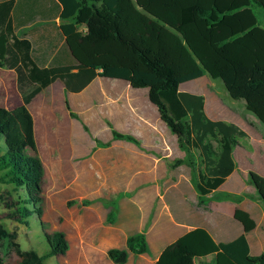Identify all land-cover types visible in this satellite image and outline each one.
Masks as SVG:
<instances>
[{
  "label": "trees",
  "instance_id": "obj_1",
  "mask_svg": "<svg viewBox=\"0 0 264 264\" xmlns=\"http://www.w3.org/2000/svg\"><path fill=\"white\" fill-rule=\"evenodd\" d=\"M257 9L263 11L264 18V0H0V67L16 73L22 97V104L14 109L0 107L1 180L17 191H26L25 199L8 205L14 209L10 218L29 224L31 204H38L43 192V165L30 108L33 101L57 82L78 94L93 84L100 69L112 77L125 69L134 70L123 61L125 55L149 71L146 80L137 72L131 75V87L148 88L151 102L180 146L189 154H198L197 205L208 210V196L236 171L234 153L248 133L235 123L209 118L205 96L183 91L180 86L206 73L221 80L232 99L245 101L246 109L264 125V27ZM58 17L62 40L75 37L78 41L79 29L86 25L87 42L122 46V56L106 54L115 60L109 68L101 55L91 59L79 44V60L42 67L34 57V42L17 31L38 18ZM62 49L69 51L68 44ZM112 133L114 140L142 146L134 135L116 129ZM209 137L219 142V152L214 151ZM251 181L264 201V177L252 174ZM91 203L82 201L84 206ZM110 208L107 222L115 224L119 202L112 201ZM234 219L243 229L236 238L218 241L207 228L195 227L166 246L154 264H197L198 259L209 256L214 259L201 264H264V253L252 255L248 240L257 221L242 208L235 209ZM47 240V255L25 250L17 231L0 222V264H45L47 258L69 249L63 234L47 236ZM149 252L146 234L137 233L127 239L125 248H112L107 255L114 264H127L131 253Z\"/></svg>",
  "mask_w": 264,
  "mask_h": 264
},
{
  "label": "rangeland",
  "instance_id": "obj_2",
  "mask_svg": "<svg viewBox=\"0 0 264 264\" xmlns=\"http://www.w3.org/2000/svg\"><path fill=\"white\" fill-rule=\"evenodd\" d=\"M256 11L264 27L263 11ZM29 33L22 31L19 34ZM86 34L87 26L82 25L78 41L83 51L91 59L101 55L104 63L111 68L114 59L105 57L106 54L114 58L119 54L122 56L123 47L110 43L91 44L86 41ZM122 58L134 70L125 69L117 77H112L104 75L103 69H100V78L90 87L131 86L128 79L135 72L145 80L149 78V71L142 64L134 63L127 55ZM63 88L61 83L57 84L41 93L31 106L39 158L43 165V192L40 202L35 206L31 204L33 214L28 218L29 224L11 219L14 209L8 206L25 199L26 191H17L12 184L3 182V174L0 173V222L10 231H17L23 249H34L40 255H47L50 251L47 236L59 233L65 236L69 249L63 255L47 258L45 264H114L108 258V251L125 248L130 236L145 233L150 252L143 255L131 253L127 264H154L161 251L174 240L164 239L163 232H156L159 214L165 204L175 221L185 225V229L206 227L217 240L233 239L242 233V226L234 219V212L243 206L259 221L258 233L264 234V201L251 181L252 174L264 177V126L253 117L254 114L246 111L244 101L230 97L221 80H214L203 73L200 78L186 81L180 86L181 90L187 92L205 93L206 104L217 111L221 108L225 117L229 115L244 123V114L253 115L249 122L252 126L244 123L251 133L250 137L240 139V146L235 150L238 169L222 188L208 196V210L197 205L200 194L196 184L201 168L198 154H189L170 130L166 136L158 127L163 145L151 143L158 139L144 135L150 154L149 166L144 159L132 165L131 161L123 158L131 151L116 145L112 133L114 128L106 121L85 122L79 116H72V110L70 112L67 105L62 103L71 101L74 104L78 96L74 98L65 90L64 97H59ZM21 104L16 73L0 67V107L14 109ZM208 141L214 151L219 152V142L212 137ZM106 143H110V146H102ZM147 166L150 168L149 175L122 173L132 167ZM83 200L92 203L84 206ZM73 201L76 203L71 204ZM112 201L119 202L115 224L107 222ZM93 215L98 217L96 221ZM123 229L125 232H121ZM178 230L184 232V229ZM111 231L119 234V237L112 245H105V238ZM208 259L212 260L213 257Z\"/></svg>",
  "mask_w": 264,
  "mask_h": 264
},
{
  "label": "crops",
  "instance_id": "obj_3",
  "mask_svg": "<svg viewBox=\"0 0 264 264\" xmlns=\"http://www.w3.org/2000/svg\"><path fill=\"white\" fill-rule=\"evenodd\" d=\"M60 25H61L60 17L56 18L55 20H41L40 18H38L34 24L22 27L17 31L19 36H21L19 33L22 31L30 32L29 34H24L21 37H26L34 42V48H35L34 57L37 63L42 67L53 66L55 62L58 63L62 62L68 64L71 63L73 59L79 60L78 54H79V49L81 48L79 46L80 44L79 41H77L75 37L65 38L64 40H62L59 30ZM66 43L68 44L69 51H64L62 49L63 44ZM99 78L100 77L98 76V78L94 82H96ZM59 83L61 82L55 83L45 91L51 90V88H54ZM197 93H199V95L205 96L206 98L205 93L203 92H197ZM64 94H65V88H63V92L62 94H59L60 95L59 97L61 98L64 97L63 96ZM71 94H73L74 98L78 96V98L75 100V103L73 104L71 101L66 102L63 100L64 103L62 104L65 105L68 104L72 112L77 114L80 118L84 119L85 122L87 121L93 122L99 120L106 121L107 125L113 127L119 132L134 135L141 141L142 146L139 147L136 144L125 140H115L116 145H119V147H123L128 151L129 150L131 151L130 154H126L125 156H123V158L126 159L127 161H131L132 165L143 161V159L145 160L146 165L149 164L150 154L148 153L149 149L145 144L146 143L145 139L143 138L144 135L158 139L156 141L151 142L157 145L164 144V140H162V136H160L158 132V127H161L165 135L168 136L169 129L167 125L161 120V116L158 108L151 102L148 88H134L129 85L125 87H121V86L90 87L89 86L81 93L78 94L71 93ZM243 106L246 108L245 101L243 102ZM208 113L212 115L213 120H223L228 123H235L239 125L242 129H244L248 133V137H250L251 133L249 132V130L246 127V124L244 123L245 122L249 123L253 115L247 116V114H244L245 122L243 123L233 117H230L229 115L228 117H225L226 114L222 111L221 108H219V111H217L216 109L214 110L213 107H209L206 104V114L209 117ZM249 125L252 126L251 123H249ZM148 166L142 168L132 167L129 168L128 171L122 173H124L125 175L127 174L149 175L150 168ZM240 208L243 209V206H241ZM122 209L123 207L121 204V211ZM244 210L248 211L247 209ZM92 218L94 221H96L98 217L93 215ZM158 219L159 220L156 224V232L157 234H161V232H163L165 234L162 236L164 239H171V240L174 239L170 242V244L175 240H177L179 237H181L183 234L194 229L195 227H203V226H195L191 229H185V227H183L185 225L179 224L175 221V218L173 217L171 210L167 208L166 204L162 206ZM255 220L257 221V228L255 229V231L248 234V240L250 244L251 254L254 256H258L264 253V234L258 233L260 230V223L256 218ZM178 228L184 229V232L181 233L178 230ZM121 232H125V229H123ZM252 236H254L253 242H252ZM117 237H119V234L113 233L112 231L108 232L104 244L112 245ZM218 241H227V240L221 239ZM159 255L157 256L156 259H158ZM210 257L213 256H209L203 259H198L197 261L202 260L201 262L203 263H210L214 259L213 257L212 260H209L208 258Z\"/></svg>",
  "mask_w": 264,
  "mask_h": 264
}]
</instances>
